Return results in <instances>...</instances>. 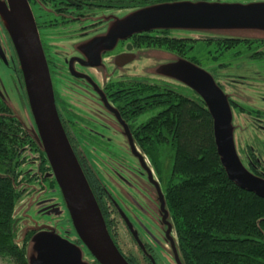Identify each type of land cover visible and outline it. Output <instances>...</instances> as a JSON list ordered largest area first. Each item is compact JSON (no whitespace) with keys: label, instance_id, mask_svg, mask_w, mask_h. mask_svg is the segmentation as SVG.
<instances>
[{"label":"trees","instance_id":"obj_1","mask_svg":"<svg viewBox=\"0 0 264 264\" xmlns=\"http://www.w3.org/2000/svg\"><path fill=\"white\" fill-rule=\"evenodd\" d=\"M28 1L35 18L43 17L36 19L38 25L47 23L51 27L74 21H87L88 26H95L101 23L97 16L105 10L131 11L162 3L202 0ZM169 31L155 29L130 38L136 47L156 45L181 57L198 42L214 44L215 51L221 48L229 51L236 43L246 41L177 38ZM7 40L11 43L8 35ZM219 57L209 51L204 57L186 59L201 65V59L206 58L210 65L217 66ZM15 60V73L22 83L16 55ZM128 83L126 87L111 85V88L127 91L126 99L118 106L129 107L130 117L140 119L151 113L148 119L132 122L129 127L143 160L161 182L184 264H264V199L241 189L228 178L217 154L213 119L202 99L194 91H184L166 80L136 79ZM69 141L74 144L71 138ZM32 158L38 160L37 173L47 179L45 175L50 168L39 144L0 97V257L13 264H28L26 248L35 233L28 230L20 245L14 240L17 223L13 208L21 195L17 184L34 179L35 175L29 171L35 163ZM81 168L105 220L104 192L97 188L100 182L89 168L82 165ZM49 178L57 186L53 177Z\"/></svg>","mask_w":264,"mask_h":264},{"label":"water","instance_id":"obj_2","mask_svg":"<svg viewBox=\"0 0 264 264\" xmlns=\"http://www.w3.org/2000/svg\"><path fill=\"white\" fill-rule=\"evenodd\" d=\"M257 13L259 14L256 15ZM0 21L15 52L35 123L36 131L30 133L39 144L50 168L45 176L53 177L60 190L76 233L74 239L81 243L79 246L74 241L61 237L51 228L27 229L25 233L28 230L35 231L26 248L28 264H129L108 232L103 215L62 126L55 105L50 70L29 1L0 0ZM263 21L264 9L258 10L251 5L239 6L205 0L162 3L129 11L121 21H117L116 29L111 30L99 42L105 44V52L112 50L118 40H126L135 34L155 29L184 30L196 25L224 26L243 23L263 25ZM222 39L264 40L263 37ZM176 56L179 60L170 65L166 72L171 79L194 91L206 105L213 119L217 154L228 178L241 189L264 199V180L247 171L236 154L231 111L225 95L208 71L184 57ZM134 57L133 54H119L115 63L121 66ZM0 58L6 63L1 45ZM0 97L3 98L1 91ZM117 117L119 118L118 115ZM121 123L134 150L136 145L128 127L124 122ZM157 192L160 195L163 221L167 219L169 222L165 223L168 229L171 227L174 230L158 185ZM83 249L91 255L90 262L84 259ZM172 249L177 263L184 264L177 242H172Z\"/></svg>","mask_w":264,"mask_h":264},{"label":"rangeland","instance_id":"obj_3","mask_svg":"<svg viewBox=\"0 0 264 264\" xmlns=\"http://www.w3.org/2000/svg\"><path fill=\"white\" fill-rule=\"evenodd\" d=\"M205 1L232 3L239 6L251 5L258 10L260 8L264 9V0ZM129 11L130 10H105L102 14L97 16L101 19V23L95 24V26H88L87 21H74L67 22L64 25L48 27L47 23H42L40 26L38 25L37 20L43 19V17L35 18L36 13L32 10L50 70L53 87L55 83L57 85L58 79H61L58 83L61 85L62 89H64L62 91L65 94L64 97H67L68 105L72 111L78 115L77 117L74 116L78 119L76 121V126L68 122L70 124L68 126L71 130V136L75 137L76 135L79 137L77 140L82 146L81 150L85 153L83 154L87 157L90 166L94 172L99 175L105 188L113 197L122 204L123 201L133 199L132 197L136 195L139 198L138 200L142 201V204L145 203L144 208L150 210L151 208H158V206H155L157 205V190L152 185L149 178L144 174H138L139 167L135 161L136 157L131 149L121 121L109 110L110 104L107 105L106 102L100 99L99 92L101 91L102 93L104 85L109 82L136 79L143 81L167 80L173 82V85L184 91L190 89L176 80L171 79V76L166 72L170 65H173L179 60V57L164 47H157L156 45L147 47L145 44H142L141 47H136L134 46L133 39L128 38L126 40L116 41L114 48L104 53L105 44L101 41L99 42V40L105 38L111 30L116 29L117 21H121L122 17ZM258 14L259 13L256 15ZM89 21L92 20L89 19ZM262 23L263 25H258L257 23L224 26L196 25L195 27L184 30L170 29L169 34L177 38H264V21ZM83 25H87V27L82 29ZM0 45L6 59L5 63L0 58V91L14 116L23 123L29 132L33 133L36 131V127L29 108L25 87L15 73V52L14 50L12 51L7 44V34L1 21ZM192 45V50L189 51L187 55H184V58L188 56H194L195 58L204 57L205 54L212 51L214 55L220 56L219 61H224L226 59V62L228 61L229 66L232 68L263 65V63L252 61L247 58H241L235 61L234 57H229L231 56V53H229L230 50L225 51L221 48L215 51L216 47L214 44L208 45L203 42H198ZM224 52L226 53L224 54ZM119 54H133L135 57L130 62L120 66L115 63L116 57ZM222 57L223 59H221ZM71 58L76 59L77 62L73 61L71 65L69 61V67L85 76L93 84L95 89L93 88L90 90L81 83V85L73 83L71 87L66 89L65 86L69 81L62 76H64V67L66 68L65 59L70 60ZM210 62V60L202 58L201 65H196L208 71L212 74L214 79L217 80V75H213L211 71V68L214 66L210 65ZM252 68L255 67H251V69ZM247 80L249 81V78H247ZM124 87H126L125 84ZM229 88V84L225 83L224 90L227 89V91H229ZM96 89L100 91L98 92ZM242 95L247 98V94L244 93ZM57 96L58 93L56 92V103L61 105ZM245 101L248 103L251 102L249 100ZM255 104V102H252L253 106ZM150 116L151 113L147 112L145 115L141 116L138 121L146 120ZM76 127L86 128L85 133L80 134ZM88 130L96 137L102 140L105 139L104 141L112 146L111 156H113L114 162L110 167V171L107 170V164H103L107 167L106 168L105 166L102 167V165L100 167L95 162V154L92 148H102L105 143L91 137V135L86 133ZM30 157L34 156L31 155ZM32 161L35 163H32L33 165L30 167L29 171L32 175H35L34 179L30 182L23 180L17 184V188L21 191V195L15 200L13 208V218L17 223V230L14 237L15 242L19 245L22 244L25 231L30 228H51L59 236L68 240H73L76 238V233L72 227L60 190L57 186L52 184L50 178H38L40 177V174H38L36 170L38 160L32 158ZM166 166H168V163ZM112 172H119L124 179L118 180L113 178ZM164 172H166L165 167ZM45 208H50L52 210L51 212L45 213L43 212ZM152 216H155V214L153 213ZM169 238L176 244L177 238L174 230L171 232ZM170 248L169 250L173 253L171 245ZM83 251L84 259L90 262L92 259L91 255L87 253L86 249H83ZM0 264L13 263L7 258L0 257Z\"/></svg>","mask_w":264,"mask_h":264},{"label":"flooded vegetation","instance_id":"obj_4","mask_svg":"<svg viewBox=\"0 0 264 264\" xmlns=\"http://www.w3.org/2000/svg\"><path fill=\"white\" fill-rule=\"evenodd\" d=\"M7 44L13 51V47L11 46L12 44L8 40ZM234 46L235 49L229 51V53H231V56H229L230 58L234 57L235 61L241 58H247L252 61L263 63V65L250 67L239 66L232 68L229 66V62H226L225 59L224 61L220 60L217 66L211 68V71L213 72V75H217V80H214L223 94L225 93L224 95L230 107L233 143L236 154L241 164L247 171L264 180V40L248 39L246 41H240ZM104 53H107V51ZM225 53L226 52H224V54ZM221 59H223V57ZM69 61L72 65V62H77V60L74 58H71L70 60L65 59L66 68L64 67V76L62 77L69 81V83H67L68 85L66 84L65 86L66 89L71 87V84L73 83L78 85L83 84L90 90L93 89V84L85 76L69 67ZM251 67L255 68L251 69ZM247 78H249V81ZM60 80L61 79H58V81ZM58 81L57 85L54 81L55 86L53 87L55 92L54 98L57 92V97L61 103V105H58L55 99L58 115L67 138H71L74 142L73 145H71V143L70 145L78 154V159L81 165L84 168H89L90 171L95 174L96 179L100 182L97 184V188L101 192H104L102 195L103 197H101L102 204L105 209V223L116 247L129 264H178L174 252L171 253L169 250L170 245L172 246V241L169 236L173 230L171 227L168 229V225L165 223V221L167 223L169 222L167 219L163 221V213L160 207V195L157 192V205L154 204L155 206H158V208H151L150 210H147L144 208L145 203L142 204V201L138 200L139 198L136 195L132 197L133 199L123 201L121 204L107 191L99 178V175L95 173L90 166V162L84 155L85 153L82 152V146L77 140L79 137L76 135L75 137L71 136V130L68 126L70 124L68 122L76 126V121L78 119L74 116L77 117L78 115L72 111L68 105V100L66 99L67 97H64L65 94L62 92L64 89H62ZM225 83L229 84V91H227V89L224 90ZM124 84L129 85L127 80L112 81L104 85L102 93L100 90H96L98 92L100 91V99L106 102L107 105L110 104L109 110L111 113H113L116 117L117 115L119 116V118H117L125 123L131 136H133L129 125L132 122L138 121V116L130 117L129 107L125 109L124 105L120 107L118 106L119 103L126 99L125 94H127V91H124V88L113 91L111 88V85L121 86ZM244 93L247 94V98L242 95ZM245 100H249L251 102L248 103ZM252 102H255L256 104L253 106ZM121 124L123 126V123ZM76 129L80 134L85 133L86 130V128L78 127H76ZM86 133L91 135V137L98 139L102 143H105L104 147H102L104 149H92L95 154V162L97 165L100 167L102 165V167H104L105 165L103 164H107L108 168L106 166L105 167L108 171H110V167L114 162V159L112 158L113 156H111L112 146L109 143H106L104 141L105 139L102 140L101 138L93 135L89 130L86 131ZM134 150L132 151L136 157L135 161L137 162V166L139 167L138 174H144L147 178H149L156 190L157 184L159 188H162L160 180L156 177L149 165H147L143 160L140 154V149L136 146L134 147ZM137 153L141 156V158ZM112 173L113 178L118 180L124 179L119 172ZM38 178L42 179L41 177ZM51 210L52 209L50 208H45L43 212L48 213L51 212ZM153 213L155 216H152ZM72 241L79 246L81 245V243L76 239H73ZM93 263L96 264V262Z\"/></svg>","mask_w":264,"mask_h":264}]
</instances>
